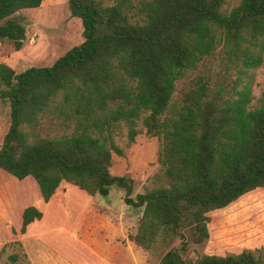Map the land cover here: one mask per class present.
Listing matches in <instances>:
<instances>
[{
    "label": "trees",
    "instance_id": "16d2710c",
    "mask_svg": "<svg viewBox=\"0 0 264 264\" xmlns=\"http://www.w3.org/2000/svg\"><path fill=\"white\" fill-rule=\"evenodd\" d=\"M226 2L142 0L133 12L125 0H69L71 14L82 20L81 44L51 66L21 72L0 60V100L11 107L0 147V190L13 189L9 214L13 221L20 210L22 234L44 215L29 204L33 189L49 202L64 182L105 197L117 186L126 204L144 208L129 239L148 251L163 244L162 264H264L248 250L195 261L181 253L186 232L198 244L209 238L210 212L264 188V93L253 103L251 81H242L264 67V0H241L229 13L222 10ZM42 3L0 0V39L21 50L29 22L16 14ZM219 44L228 62L242 64L241 88L226 94L224 85L210 92L200 83L170 112L177 82ZM56 109L74 117V130L42 135V118ZM122 123L131 142L141 133L162 140L166 182L136 198L134 180L111 172L113 153L124 154L113 137ZM177 237L182 246L171 247Z\"/></svg>",
    "mask_w": 264,
    "mask_h": 264
},
{
    "label": "rangeland",
    "instance_id": "374dc122",
    "mask_svg": "<svg viewBox=\"0 0 264 264\" xmlns=\"http://www.w3.org/2000/svg\"><path fill=\"white\" fill-rule=\"evenodd\" d=\"M101 1L104 5H113L122 0ZM125 1L137 12L142 0ZM240 2L227 0L222 10L229 13ZM16 16L29 22V35L19 51L11 41L0 39V60L17 72L31 66H51L84 41L82 20L71 14L69 0H43L40 7L23 9ZM240 68L242 64L228 62L223 45L219 44L197 68L177 82L170 112L180 108L184 92L200 83H206L210 92L224 85L226 94L236 93L241 88ZM243 78L244 82L251 81L253 103H257L264 93V67L254 70L252 77ZM10 125V103L0 100V147ZM74 127V117L68 120L65 112L56 109L42 118L39 131L42 135L56 137L71 133ZM129 129V125L122 123L113 133L115 143L124 154L113 153L111 172L134 180L132 197L136 198L139 193L166 182L165 168L159 161L162 140L141 133L131 142ZM0 181V184L5 182L3 176ZM12 190H0V264H107L101 258L112 264H162L164 246L160 242L149 251L136 245V252L116 242V239L122 241L124 231L137 232L144 211L143 207L126 204L125 191L117 186L105 197L89 195L78 186L64 182L49 205L37 197L33 189L34 200L29 204L44 208L45 213L24 234L19 227L22 216L18 207L13 221L10 219ZM24 199L22 196L19 201L23 203ZM209 216L210 236L205 242H193L186 232L188 246L181 252L184 259L195 261L204 254L229 255L244 250L264 259V188L243 195L228 207L210 212ZM181 246L182 239L177 237L171 247Z\"/></svg>",
    "mask_w": 264,
    "mask_h": 264
},
{
    "label": "crops",
    "instance_id": "0c3cea01",
    "mask_svg": "<svg viewBox=\"0 0 264 264\" xmlns=\"http://www.w3.org/2000/svg\"><path fill=\"white\" fill-rule=\"evenodd\" d=\"M51 201V200H50ZM50 201L49 202H45L47 205H49V203H50ZM38 207V206H37ZM42 212H43V214L45 213V209L43 208V209H41L40 207H38ZM44 216V215H43ZM39 221V220H38ZM34 223V222H33ZM32 224V223H31ZM30 224V225H31ZM29 225V226H30ZM123 231H124V228H123ZM122 235H124V236H122V241H118L117 239H116V242H118V243H120L121 245H123L125 248H127V247H129V248H131V249H133L134 250V252H136V248L135 247H138V246H136V244L134 243V242H132L130 239H129V234H127L125 231H124V233L122 234ZM136 256V255H135ZM101 258V257H100ZM101 260H103L105 263H107V264H112V263H108V262H106L105 260H104V258H101Z\"/></svg>",
    "mask_w": 264,
    "mask_h": 264
}]
</instances>
